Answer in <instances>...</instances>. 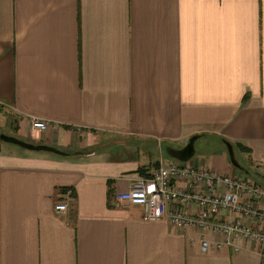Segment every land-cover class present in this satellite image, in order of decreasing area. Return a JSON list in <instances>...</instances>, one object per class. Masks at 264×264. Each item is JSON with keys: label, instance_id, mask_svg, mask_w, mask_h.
I'll use <instances>...</instances> for the list:
<instances>
[{"label": "crops", "instance_id": "crops-1", "mask_svg": "<svg viewBox=\"0 0 264 264\" xmlns=\"http://www.w3.org/2000/svg\"><path fill=\"white\" fill-rule=\"evenodd\" d=\"M0 131L65 152L0 141V264H264L116 196L194 135L264 167V0H0Z\"/></svg>", "mask_w": 264, "mask_h": 264}, {"label": "built area", "instance_id": "built-area-1", "mask_svg": "<svg viewBox=\"0 0 264 264\" xmlns=\"http://www.w3.org/2000/svg\"><path fill=\"white\" fill-rule=\"evenodd\" d=\"M30 125L40 132L48 126L39 118H32ZM116 196L140 205L145 219H165L181 230L196 229L204 253L217 251L234 239L264 244V189L249 178L172 158L159 162L149 175L139 177ZM189 205L193 211H187ZM66 208L65 203L54 205L57 212Z\"/></svg>", "mask_w": 264, "mask_h": 264}, {"label": "water", "instance_id": "water-1", "mask_svg": "<svg viewBox=\"0 0 264 264\" xmlns=\"http://www.w3.org/2000/svg\"><path fill=\"white\" fill-rule=\"evenodd\" d=\"M196 138H197V135L190 137L188 142L179 149H174V148L169 149L168 152L170 154V157H173V158H176L182 161H185L191 158L194 154V141ZM0 141L15 144L26 150L46 151V152H52V153H56L60 155L65 154L64 151L56 147L49 146L46 144H39V143L35 144L32 142H28V141L19 139L13 135L4 134L1 131H0ZM226 145H227L228 155H229L231 164L235 167H239V164L236 162L233 156L232 145L230 143H226Z\"/></svg>", "mask_w": 264, "mask_h": 264}, {"label": "rangeland", "instance_id": "rangeland-1", "mask_svg": "<svg viewBox=\"0 0 264 264\" xmlns=\"http://www.w3.org/2000/svg\"><path fill=\"white\" fill-rule=\"evenodd\" d=\"M196 145L199 146V143H197ZM233 153H234V158L242 166L244 171L238 170L235 167L233 168V170L236 171L238 174H240V176L249 178L250 180H254L260 186L262 185L264 187V167H257L254 163L250 162L249 158L246 157V155L241 154V152H239L238 150L233 151ZM197 154H199V152H195V154L188 159L189 162H192L194 159H196Z\"/></svg>", "mask_w": 264, "mask_h": 264}, {"label": "trees", "instance_id": "trees-1", "mask_svg": "<svg viewBox=\"0 0 264 264\" xmlns=\"http://www.w3.org/2000/svg\"><path fill=\"white\" fill-rule=\"evenodd\" d=\"M89 150H96V147H94V148H92V149H88L87 151H89ZM85 152V151H84ZM140 169V168H139ZM142 172H143V174H144V170H142ZM61 190L62 191H66V190H68V188H65V187H63V188H61Z\"/></svg>", "mask_w": 264, "mask_h": 264}]
</instances>
